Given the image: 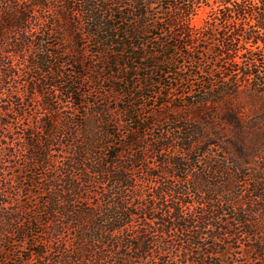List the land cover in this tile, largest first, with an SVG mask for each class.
<instances>
[{
	"label": "trees",
	"instance_id": "1",
	"mask_svg": "<svg viewBox=\"0 0 264 264\" xmlns=\"http://www.w3.org/2000/svg\"><path fill=\"white\" fill-rule=\"evenodd\" d=\"M260 63L264 0H0V246L22 264H264V121L232 103L264 112Z\"/></svg>",
	"mask_w": 264,
	"mask_h": 264
},
{
	"label": "rangeland",
	"instance_id": "2",
	"mask_svg": "<svg viewBox=\"0 0 264 264\" xmlns=\"http://www.w3.org/2000/svg\"><path fill=\"white\" fill-rule=\"evenodd\" d=\"M209 8H202L201 10L198 11L197 15L194 16L191 20V25L194 27H200L204 20L207 17V14L209 12ZM213 44L210 45V48L212 47ZM204 56L206 57L205 60V64L207 66V64H209L208 62L212 63V61L215 60V56L211 53L208 52L207 54H204ZM207 62V63H206ZM242 65H245L247 63L242 62ZM211 66V65H210ZM259 67L261 68L260 70H264V64H259ZM192 72L196 71L197 69L196 67H191ZM96 75H94L95 77ZM217 77L215 79L213 78H209L210 80H214L215 82L218 83L220 77L222 78L221 74H217ZM206 77H203L202 75H199L198 77H191L190 76L187 78V81L182 83V85L180 86V89L178 91V94H184V93H188L191 89L194 88H198L201 85H203V82H208L209 80ZM24 81L20 80L18 81L16 84L13 85V87L15 88V90H17L18 92H24L25 91V87H23L24 85ZM100 91V90H99ZM233 104L238 105L241 108V111L246 113L248 117L250 118H255L260 116L263 121H264V112H260V108L258 107L260 105L259 101L256 100H251L248 96H246L245 94H240L239 96H237L236 98L233 99L232 101ZM147 104V108L145 109V113L147 115L152 114L153 112L157 111V104H155L154 99H151L149 102L146 103ZM30 114H32V112H30ZM258 115V116H257ZM24 121H22L21 118H15V123L19 126L16 130H15V134L13 135V137L15 139H19L22 137L23 134V130L25 128L24 126ZM264 129V123L263 126H260L259 128ZM259 131V129H258ZM261 132V131H260ZM260 132H258V134H260ZM251 138V136L249 135L248 139ZM4 146L0 143V151L2 150ZM24 164V159H19L15 162V164H11L13 166H15V168H21ZM10 168H13L12 166H10V164L7 166ZM9 168V169H10ZM18 169L15 170V173L17 172ZM37 173H39L38 171H36ZM10 173L7 171H5V178H9ZM22 177V176H21ZM26 184H28V182H24V185L26 187ZM244 188V187H243ZM242 188V189H243ZM14 195H17L16 193L13 192ZM23 197H20V200H25L26 197L24 196V193H22ZM196 206V204H195ZM188 209H191V206L187 207ZM189 211V210H188ZM187 211V212H188ZM9 242L10 245H4L2 244L0 246V264H22L20 261V257H19V251L21 250V248H18L17 246H13L15 244H13V242H15V240H13L12 237H9ZM240 246L242 245V241L239 243ZM10 251V253H9ZM8 255H10L12 257V259L8 258ZM5 258V259H3Z\"/></svg>",
	"mask_w": 264,
	"mask_h": 264
}]
</instances>
